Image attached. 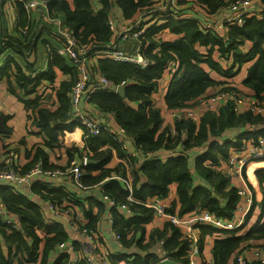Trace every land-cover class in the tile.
<instances>
[{
  "label": "trees",
  "instance_id": "trees-1",
  "mask_svg": "<svg viewBox=\"0 0 264 264\" xmlns=\"http://www.w3.org/2000/svg\"><path fill=\"white\" fill-rule=\"evenodd\" d=\"M236 1L238 0H177V9L158 10V4H161L162 0H100L102 7L94 12L91 0H73L74 8L71 7L70 0H48L50 14L62 15L72 32L87 47L89 58H98L94 73L106 77L114 85L124 86L122 95L98 90L91 95L89 102L97 104L103 111L114 113L117 123L126 130V134L143 154L146 152L155 154L162 149L172 153L165 159L152 156L151 159L143 161L137 169L133 168L134 196L137 199L145 200L154 195L165 198L170 194L171 185L175 183L178 199L174 201L172 211L186 215L199 207L221 216H231L235 209L238 200L237 188L231 185L230 177L217 170L215 165L221 159H226L230 148L239 146L242 138L254 139L257 142L260 136L264 137V127L258 130L246 128L241 130L237 136L238 141H234L230 136L231 131L264 123V115L254 114L250 110L237 114L234 101L230 99L217 111H203L197 122L181 116L175 119L173 126H164L162 111L156 106L152 96L159 90L160 80L169 73L172 81L165 95L167 108H188L210 95L214 87L230 89L226 84L236 80L242 68L252 62L247 67L242 84L247 89V95L264 101V10L260 13L249 12L241 25L237 22H225L226 28L223 31L209 30L204 25V22L209 20L223 22L229 6ZM17 4L26 14L25 0L18 1ZM116 4L123 9L124 15L128 18L134 17L137 12L144 16L140 23L145 25L146 31L141 34L139 40L142 44L141 54L149 60V65L145 68L134 62L115 60L112 55L106 53L111 49L108 46L112 34L109 19L112 6ZM153 19L157 21L152 22ZM20 26L15 35H5L2 32L0 57L3 56V59L0 64V78L9 80L13 92L15 88L12 77L17 85L25 90V94H30L36 91L43 77L52 80L55 78L53 65L67 69L73 77L70 81L62 82L58 92L59 105L54 110L39 107L40 95L26 100L37 108L36 124L40 133L46 136L45 144L52 146L60 141L66 130L73 131L76 126H82L73 119V115L71 116L70 93L77 79V69L69 58L74 72L66 67L64 58L66 56L58 54L52 45L53 48L48 49L46 42V48L54 57L47 74L33 72L31 65H28L29 71L24 70L22 63L14 54L25 58L26 53L34 50V43L38 37L33 33L34 27L29 16L28 21L26 17ZM22 28H27L26 32H23ZM164 33H168L170 39H163ZM247 41L253 44L245 51L243 47ZM33 73L37 75L34 77ZM82 128L85 133L82 149L88 152L91 159L87 165L82 166L85 170L84 183L94 185L102 182L106 191L118 200L116 202H127V192L123 185L121 186L115 179L106 180L109 176L126 169L125 164L121 163L115 167L110 166L113 150L119 159L128 156L121 142L106 128H102L97 135L89 133L84 126ZM77 130L73 134L74 137L78 135ZM196 149H203V152L196 156V168L212 181L220 195L226 197L224 205L209 188L194 185L189 156ZM82 153L78 147H69V163L72 157H80ZM37 162L46 170L62 169L50 164L48 153L41 146H37L33 160L21 172H27ZM255 174L263 185L264 168L258 169ZM141 175L147 179L139 183ZM44 183L35 182L32 189L42 193L48 201L60 204L63 196H74L69 190L64 189L65 186L52 187L47 182ZM15 189L11 183L0 182V196L8 210L20 216L22 225V229L10 230L7 223L2 224L0 228L2 233L8 241L16 244V249L11 252L12 258L0 257V264H49L50 254L59 251L60 244L66 243L68 234L62 223H46L38 204ZM77 201L83 203L79 198ZM74 202L75 200L69 201ZM130 204L136 212L128 218L116 207L111 208L113 226L121 234L122 240L126 239L129 230L136 233L141 231L144 236V224L154 217L153 209L137 203ZM86 214L90 215L87 211ZM251 214L252 212L248 219ZM90 223L88 227L92 226V222ZM246 226L236 230L201 226L203 234L215 232L224 235L215 239L214 264H229L233 254L246 247L248 240L264 239V220L256 221L249 228H245ZM168 227L171 235L165 238L163 244L165 251L171 253L175 251L172 257L179 264H188L186 257L188 242L182 239V232L177 226L167 222L166 229ZM6 228L11 231L10 234H7ZM40 229L42 231H39ZM157 232L164 235V231ZM28 237L32 238V244L28 243ZM40 242H44L41 248ZM25 253L28 258H23ZM17 255L19 258H16ZM57 259L54 264H69L71 255L61 250ZM160 259L157 254L150 252L146 255H135L133 261H129L135 264H159ZM76 264L88 263L84 257Z\"/></svg>",
  "mask_w": 264,
  "mask_h": 264
},
{
  "label": "crops",
  "instance_id": "crops-1",
  "mask_svg": "<svg viewBox=\"0 0 264 264\" xmlns=\"http://www.w3.org/2000/svg\"><path fill=\"white\" fill-rule=\"evenodd\" d=\"M18 1L23 0H3L1 6L2 32L5 35L17 34L18 28L21 27L20 25H22L26 17L28 21L29 16L34 27L33 33L38 37L36 43H34V50L26 53L27 55L25 56V58L16 53L12 54H14L20 61V63H22L24 70L29 71L30 67H28V65H31L33 72H38L39 74L46 75L50 69L51 61L54 58L53 56H51L50 51L46 48V42H51L56 46L60 45L63 42L61 31L65 29H71L66 24V21L64 20V17L62 15L52 16L50 14L48 5L47 7H38L36 9H33L29 14L27 12L25 14L18 6ZM163 2L164 1H162L161 4H158L159 6L157 8H159L160 10H165L164 8H162V6L164 5ZM70 4L72 8L75 7L73 0H70ZM91 5L94 12H97L102 7V3L100 2V0H91ZM250 10L260 13L262 10H264V2H262V0H252ZM143 17V15L137 12L134 17L128 18L124 15L123 9L119 5H113L111 9L110 19L112 18L114 20L115 26H113V28L110 27L112 31L110 43L108 45L111 48L110 50L118 49L127 55H136L139 51L138 46L141 44V42L139 39L131 36V34L125 36V31L136 22L141 21ZM162 37L163 39H170V35L168 33H164ZM252 44L253 43L251 41H247L243 49L245 51H248L252 47ZM64 58L66 67L70 68L71 71L74 72V68L70 60L67 57ZM2 59L3 56L0 57V64H2ZM97 59V57H90L88 60L89 70L91 72L90 84H96L100 78V74L94 73L97 66ZM251 64L252 62H249L246 67L242 68L241 72L235 78L236 80L233 81L237 82V84L231 82L226 85L237 86V88L247 93V89L243 86L242 80L246 76L247 67ZM53 70L55 72V78L52 80L47 78L46 76L43 77V81L37 87L36 91L30 94H25V90L17 85V83L14 81V77H12L11 80L13 82L15 92L10 89V83L7 78H0V168L5 165V158L8 156V153L13 150L17 154L14 160L15 167L19 170H22L33 160L36 154L37 146H41L48 153L50 164L57 165V167L62 169L67 168L69 164V147H78L83 151V153L85 152V154L89 156L88 152L82 149L84 148L83 137L85 133L82 126L79 125L76 126L73 131L66 130L60 137V141L58 143H55L52 146L46 145V136L43 133H40L39 126L36 124L37 108L33 106V103L26 102V100L33 99L36 95H40L39 107H48L53 110L58 107L60 101L58 92L61 88L62 82L70 81L73 77L70 71L65 68H61L58 65H53ZM94 74L97 76H95ZM171 81V75L169 73H166L165 76L160 80L159 90L152 96L154 103L162 111L164 126H173L175 121L171 114V110L174 109L167 108L165 101V95L168 91ZM216 88L219 90V87ZM81 108L90 112L97 120L101 121L102 123L109 125L114 129L119 128L114 113L103 111L97 104L93 102H84L81 104ZM179 110L180 115L182 116H186L188 110H190L196 113L199 118L200 114L206 109L203 108L201 102H196L188 108ZM71 113V116L73 115L74 119L73 111ZM248 127L249 126H247L248 130H252L251 127ZM76 130L78 135L74 137L73 134H75ZM173 132L175 131L173 130ZM230 134L233 139H238L237 136L239 133L237 134L236 130L231 131ZM127 142L128 151L125 152L132 153V156H134L135 158L132 160V162H134L130 166L129 164L127 165L126 173H129L134 179L133 168L137 169L143 161L149 159L144 158L142 151L139 150L138 147H136L130 136L127 137ZM203 149H196L189 156V165L192 172L193 183L197 186H205L209 188L212 194L218 197L221 200V204L224 205L226 197L220 195L212 181L208 180L206 176L204 174L202 175L196 168V156L199 155V153L201 154L203 152ZM112 152L113 158L110 162L111 167H115L120 163H125V158L119 159L117 153L114 150ZM170 155H172L171 151L165 149L152 154V156H158L162 159H165ZM39 161L42 163L41 160ZM261 167L264 168V161L254 160L247 165L245 172V175L249 180L254 193L255 207L253 209L254 212L252 215L255 216L258 209H261L258 220H264V184L262 185L260 183L257 175L255 174L258 169H261ZM216 169L218 170V168ZM120 174L125 175V170H123V172H120ZM141 176V181L139 183L144 182L147 179L145 178V176ZM232 180L235 185L240 184L239 178H233ZM35 182H39V184H45L44 182H47V184L52 187H59L60 185L65 186L64 189L69 190L74 195L73 197L63 196L62 200L59 202H62L60 204L64 207H72L74 209L73 212L77 215H80L86 225H90V222H92L91 227L96 230V233L99 236L98 248H94L89 237L75 232V230L72 228L68 215H66L65 213L56 214L50 209L48 198H46L42 193L34 191L32 189V186ZM118 183H120L121 186L123 185L120 181H118ZM14 186L16 188V192L27 195L32 201L38 204L46 223H62L68 234L66 244L69 246H73V249H71L69 253L71 255V258L79 256H93L94 253H97V257L100 255H107L110 258V262L112 264H118V262L124 258L123 256H129V259L132 260L135 255H146L151 252L157 254L159 258L169 256L170 258L168 259L176 261V259L172 257V254H174L175 251H172V253L171 251L166 252L163 245L165 244V242L161 243L160 241L161 239L166 238V236L171 235L170 227L166 229L167 222L155 217V214L151 221L146 223V225L144 224V236L141 231L139 233H136L133 230H129L127 231L125 240H122V236L120 240L116 238V230L113 226V215L111 211L112 207L107 198V195H109V197L112 198L113 201L118 200L114 199V197H112L106 191V187L104 188L105 185H102V182L101 184L88 185L89 188L87 189L85 188L82 190H77L75 189L74 184L67 175H47L34 176L33 178H31L29 183ZM123 187L125 189L124 185ZM229 187L230 185L228 186V188ZM170 188L171 199L173 201H177L178 195L176 191V184H172ZM78 198L79 200H82L81 202L83 203L78 202ZM0 200L3 201L1 196ZM72 200H75V202L69 203V201ZM3 203L4 204L2 206L0 205V208H2L0 228L2 227L3 223H6V219L12 218V216L15 215L8 210L4 201ZM130 207L132 209L131 211H122V213L127 218L131 215H134L136 212V210L132 208L131 204ZM86 211L87 213L89 212L90 215H87ZM253 217H250L248 219L247 226L245 228L250 227V220ZM19 225L20 229H22L21 221H19ZM6 230L7 234L11 233L8 228H6ZM158 230L161 232L164 231L163 233L165 236L162 234L159 235L157 232ZM39 231H42V229H40ZM222 236L224 235H219L215 232L203 234V240L201 244L202 254L197 256V259L199 261H203L204 264L208 262H213L214 264L215 256L213 247L215 239ZM5 237L6 236H4L0 229V257L12 258L11 252L16 249V244H12L11 240L8 241ZM27 240L29 244L33 243L32 238L28 237ZM247 243L252 244H249L250 247H243L246 248L245 255L248 257V260L251 261L252 264H257L258 258L255 254V251L258 246L264 245V239H252V241ZM43 244L44 242H40L39 248H41ZM11 246L13 249H11ZM176 249L177 248H175V250ZM59 252H61V249H59L58 252L50 254L49 264H54L55 261L58 260L57 258L59 257ZM16 258H19L18 255ZM23 258H28L26 253L25 257ZM132 261L131 264H135Z\"/></svg>",
  "mask_w": 264,
  "mask_h": 264
},
{
  "label": "built area",
  "instance_id": "built-area-1",
  "mask_svg": "<svg viewBox=\"0 0 264 264\" xmlns=\"http://www.w3.org/2000/svg\"><path fill=\"white\" fill-rule=\"evenodd\" d=\"M10 1V0H9ZM115 1V0H111ZM162 8H172L177 9L178 4L177 0H162ZM252 0H238L232 3L228 11L225 14L223 22L217 23L212 20L204 22L206 29L209 30H225V22H237L240 25L243 24L245 17L250 10ZM48 0H25V9L30 13L33 9L38 7H47ZM157 19H153L152 22H156ZM110 27L115 26L114 20L111 18L109 20ZM27 28H22L23 32H26ZM146 31L145 25H141L140 21L133 24L131 27L127 28L125 31V36L131 34L134 38L139 39L141 34ZM61 35L63 42L60 45H53L51 42H48V49H52L54 46L55 51L62 55L66 56L71 60L73 65L77 69V79L71 90V102H72V111L74 114V119L77 120L82 126L86 127L87 131L93 135H97L101 132L102 128L109 130L116 139L121 142L122 147L127 152L128 151V142L126 130L118 124L119 128L114 129L109 125L102 123L97 120L90 112L83 110L81 104L84 102H89L91 95L98 91L104 90L109 92H117V88L120 85L112 84L106 77L100 76L99 81L96 84H90L91 81V72L89 70L88 60L89 56L87 55V47L83 44L77 36L68 29L62 30ZM52 45V46H51ZM140 44L139 51L136 55H127L118 49H112L106 51V53L111 54L114 59L121 61H130L139 64L142 68H145L149 65V60L141 54ZM37 74L33 73L35 77ZM228 90H220L215 95L203 100V107L206 110H219L228 100L232 99L234 101V109L236 113L243 112L245 110H250L254 114L264 115V101H258L253 96H248L247 93L238 90L237 88L229 87ZM173 119L180 118L179 109L171 110ZM186 117H189L195 121L198 119V115L192 111H189L186 114ZM264 127V123L254 125L252 130L260 129ZM247 129V126L245 127ZM237 139L236 141H238ZM151 152L144 153L145 159L152 158ZM16 152L12 151L5 158V165L0 168V182L11 183L14 185L27 184L30 182L31 178L34 176H47V175H67L72 183L74 184L75 189L82 190L87 189L89 186L84 183L83 176L85 170L82 167L87 165L91 159L88 155L82 153L80 157H73L68 164V167L65 169H56V170H46L43 168V165L40 162H37L33 165L27 172H21V170L15 167L14 160L16 158ZM127 157L124 159L125 164V175L124 174H113L106 178V180L115 179L120 181L126 189L127 202H116L107 195V198L110 202L111 207H116L120 212L131 211L130 203H137L144 205L148 208L153 209L155 217L163 220L165 222H170L177 226L182 232V239H185L188 242V248L186 250V257L188 258V264H204L203 261H199L197 256L202 254L201 244L203 240V233L201 231V226H214L218 229L224 230H236L247 224V219L250 213L254 212V193L251 188L250 182L247 179L245 172L247 165L254 161H264V137L260 136L256 142L254 139L242 138V143L239 146H232L229 150V155L226 159H221L217 165H215L218 170L222 171L226 176L230 177L232 186H236L238 200L236 202V207L233 210L231 216H221L214 211L207 209L196 208L191 213L182 215L177 211H172L174 201L171 199L170 194L165 198L158 195L151 196L145 200L137 199L134 196V179L127 172V165L132 163V160L135 158L132 156V153L128 152ZM233 178H239L240 184H234L232 181ZM4 203L0 200V205ZM50 209L56 214L65 213L70 219V223L75 232L87 236L90 238L94 248L99 247V236L96 231L88 227L85 222H83L82 217L73 212L72 207H64L56 201H49ZM251 214L250 217L253 215ZM2 217V208H0V218ZM20 216L13 215L12 218H8L5 222L8 224L10 230L20 229L19 225ZM116 238L121 239V234L116 231ZM161 243L166 241L165 238L160 240ZM60 249L70 253V250L73 249L72 245H67L66 243L60 244ZM246 248H241L237 250L229 264H252L248 260V257L245 255ZM255 254L258 258L259 264H264V245L258 246L256 248ZM97 253H94L93 256L85 257L88 264H112L110 258L107 255L96 256ZM185 256V255H184ZM84 258V256L71 258L69 264H76L79 259ZM130 257H124L118 264H131L129 261ZM170 258L169 256H164L160 261ZM208 262V261H207ZM160 264V263H159ZM205 264H213L205 263Z\"/></svg>",
  "mask_w": 264,
  "mask_h": 264
},
{
  "label": "rangeland",
  "instance_id": "rangeland-1",
  "mask_svg": "<svg viewBox=\"0 0 264 264\" xmlns=\"http://www.w3.org/2000/svg\"><path fill=\"white\" fill-rule=\"evenodd\" d=\"M158 10H160L159 8H157ZM141 22V21H140ZM234 84H237V82H233ZM234 85H229L227 88H229V87H233ZM220 90H223V89H220V87H219V90L216 88V87H214V90H213V92H211L210 93V95H207V96H205V97H203L202 98V101H201V104H202V106H203V100L204 99H207V98H209V97H211V96H213V95H215L218 91H220ZM204 108V107H203ZM205 109V108H204ZM190 110H188V112H189ZM187 112V113H188ZM199 120V118L197 119V121ZM245 129V127L242 129H238L237 130V134L241 131V130H244ZM236 138V137H235ZM234 141H236V139H233ZM261 168H263V167H261ZM260 213H261V209L259 208L258 209V211H257V213L255 214V216L250 220V226H252L253 224H255V222L259 219V215H260ZM247 224H245L244 226H246ZM243 226V227H244ZM245 229V228H244ZM250 241H252V239H250V240H248L247 242H250ZM249 244H252V243H246V247H250V245Z\"/></svg>",
  "mask_w": 264,
  "mask_h": 264
},
{
  "label": "water",
  "instance_id": "water-1",
  "mask_svg": "<svg viewBox=\"0 0 264 264\" xmlns=\"http://www.w3.org/2000/svg\"><path fill=\"white\" fill-rule=\"evenodd\" d=\"M1 6H2V0H0V52H1V47L3 43V35H2V28H1ZM117 93L122 95L124 93V86L122 85L118 86ZM160 264H178V262L172 259H165V260L160 261Z\"/></svg>",
  "mask_w": 264,
  "mask_h": 264
}]
</instances>
